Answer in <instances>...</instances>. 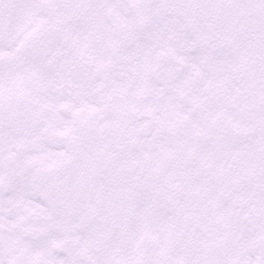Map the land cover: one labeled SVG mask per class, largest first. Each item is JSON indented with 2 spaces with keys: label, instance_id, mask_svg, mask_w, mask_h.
Instances as JSON below:
<instances>
[{
  "label": "snow or ice",
  "instance_id": "snow-or-ice-1",
  "mask_svg": "<svg viewBox=\"0 0 264 264\" xmlns=\"http://www.w3.org/2000/svg\"><path fill=\"white\" fill-rule=\"evenodd\" d=\"M0 264H264V0H0Z\"/></svg>",
  "mask_w": 264,
  "mask_h": 264
}]
</instances>
